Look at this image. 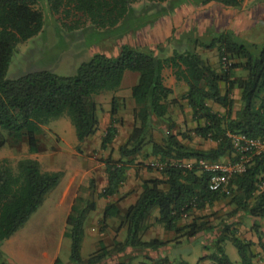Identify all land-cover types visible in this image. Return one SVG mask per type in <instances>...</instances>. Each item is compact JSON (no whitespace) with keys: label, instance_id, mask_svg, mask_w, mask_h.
<instances>
[{"label":"trees","instance_id":"16d2710c","mask_svg":"<svg viewBox=\"0 0 264 264\" xmlns=\"http://www.w3.org/2000/svg\"><path fill=\"white\" fill-rule=\"evenodd\" d=\"M39 1L0 0V148L11 137L17 141L27 140L30 151L38 152L37 133L51 120L64 115L70 117L79 141H84L98 129L95 95L104 91H117L127 70L140 74L138 84L132 88L137 104L134 110L136 124L120 148L122 158L115 160L109 157L105 161L108 184L99 197L117 192L126 179L127 170L134 163V157L141 154L146 145L151 146L146 156H154L162 161L188 158L221 161L232 153L233 161L236 153L229 133L264 137V45L241 43L230 31L218 32L210 41H190L195 46L218 48L222 65L220 72L191 49L175 51L170 57L160 58L153 51L126 44L117 57L95 53L80 64L74 75H59L53 70L41 69L9 78V67L18 44L44 30L45 18L37 6ZM47 1L52 13L75 12L88 19L95 29L110 30L125 23L132 26L141 15L142 20L137 26L147 25L157 17L145 20L143 16H149L153 10L156 13L158 8H163L159 5L174 0H145L148 3L140 8L139 13L134 5L138 0ZM212 1L228 8L239 7L243 2L200 0V4ZM167 12L164 9L159 16ZM166 66L173 67L177 78L184 79L189 85L184 98L188 100L193 117L198 122L192 132L214 140L217 143L215 148L196 149L184 144L178 134L171 133L175 123L168 115V98L172 90L163 82L162 71ZM237 68L247 71V75L237 77ZM222 82L226 84L224 93L220 87ZM236 88L241 90L242 107L233 118V92ZM208 100L224 107L226 114L220 115L214 111L207 104ZM117 104L114 98L113 115L118 114ZM154 117L164 119L169 127L161 142L153 138ZM201 120H204V124H200ZM116 133L117 127L112 124L102 139V148L110 145ZM182 137L190 139L186 133ZM198 171L196 165L192 168L167 165L162 171L166 179L144 180L138 199L127 207L124 215L117 202L109 203L100 220L101 230L105 231L110 219L119 217V229L126 227V236L122 241L115 236L111 245L101 240L99 249L86 261L81 255L84 226L97 204L89 199L77 198L75 201L83 204L78 206L74 203L67 217L71 260L76 264H107L108 260L121 255L122 260L111 264H133L132 259L136 257L133 253L145 249L159 250L171 241L181 243L182 238L195 237L200 232L210 233L222 227L223 235L214 243L212 252L201 259H209L211 264H234L224 248V243L230 241L237 248L242 264H254L257 257L255 242L241 238L237 224L230 220L241 212L264 219V150L252 156L244 172L232 175L224 190H211L209 175ZM62 176L61 172L43 171L40 163L34 159H21L16 168L8 160H0V264H10L1 248L3 242L24 226L43 204L48 193L59 185ZM162 185L167 188H162ZM222 201L233 209L227 213V219H221L218 224L208 219L214 213L205 216L195 213L196 210L215 207ZM154 210L158 211L154 224H161L165 230L176 233L174 239H145V232L153 225L150 221ZM255 227L259 225L255 224ZM258 237L264 249L261 234ZM206 248L210 249L209 246ZM145 257L152 264L170 263L168 257ZM54 264H61L60 259H56ZM175 264L190 263L178 259Z\"/></svg>","mask_w":264,"mask_h":264},{"label":"rangeland","instance_id":"374dc122","mask_svg":"<svg viewBox=\"0 0 264 264\" xmlns=\"http://www.w3.org/2000/svg\"><path fill=\"white\" fill-rule=\"evenodd\" d=\"M250 1L247 0L245 5L250 4ZM147 3L145 0L136 1L134 5L137 8V13ZM37 6L44 14V30L33 38L18 44L9 67V78H15L28 71L48 66L47 62L55 61L56 69L54 72L59 75H74L77 73L80 64L92 57L91 53H103L110 57H117L126 44L144 50L129 42L133 29L142 20V15L137 21H134L132 26L125 23L118 28L103 30L95 29L88 19L75 12L69 14L64 11L52 13L47 0H40ZM162 6L163 8H158L156 13V10H153L149 16H143V19L154 20L157 17L155 20H158L160 17L163 18V15L159 16V13H162L164 9L170 11L184 9L185 13L193 10L195 13L202 7L200 0H174L158 7ZM154 21L148 22L147 26L155 24ZM217 33L212 32L205 37L206 39L209 37L210 41ZM139 79V72L127 70L124 73L119 91H104L95 95L97 114L100 115L103 110L108 108L112 113L114 98L118 103V112L124 106L128 108L129 105L135 104L132 88L138 84ZM36 136L39 144L38 152L32 153L30 151L27 140L17 141L9 137L5 146L0 148V160H8L14 168L21 159L37 160L43 171L61 172L63 174L61 183L48 193L43 204L12 236L11 240L3 242V247L5 246L4 249L16 264H54L56 259H60L61 264H76L71 260V238L67 225V217L71 212L69 206L72 200L69 199L62 203L60 196L63 192H69L72 184V187L76 186L77 189V197L73 204L76 203L78 206L83 204L81 201L76 202L77 198L89 199L97 203L98 195L102 193H100L101 180L98 179V168L97 170L96 168L93 170V168L97 166L96 161L101 160L98 156L101 154L100 151H91L88 146L84 147L81 144L82 141L77 138L75 127L68 115L51 120L42 127ZM102 203L103 200L100 201V204ZM123 204L122 202V206ZM232 209V206L222 201L217 203L215 207L199 211L197 216L214 213L208 219L211 223L218 224L221 219L226 218L227 213ZM98 213H102L100 208L91 212L85 222V235L81 249L84 261L99 249L101 240L111 245L115 236L120 241L124 240L126 236V233L119 235L115 231L117 229L115 226H111L107 232L102 231L101 219L95 217ZM230 221L245 227L248 225V221L241 215L231 217ZM117 223L118 221L114 225ZM239 234L246 236L240 232ZM168 236L163 237L155 234L150 237L145 236V239L163 238L166 240ZM170 237L175 238L176 233H172ZM217 239L219 238L212 232L207 234L200 232L193 238H182L181 243L169 242L165 245V255L162 256L170 259L176 258V261L184 259L190 264H201L204 261L201 259L204 250L211 253ZM224 245L231 261L234 264H242L237 248L230 241L225 242ZM205 246H209L210 249ZM145 255L140 254V256L134 257L133 263L152 264Z\"/></svg>","mask_w":264,"mask_h":264},{"label":"crops","instance_id":"0c3cea01","mask_svg":"<svg viewBox=\"0 0 264 264\" xmlns=\"http://www.w3.org/2000/svg\"><path fill=\"white\" fill-rule=\"evenodd\" d=\"M246 1L247 0H243L242 4L239 7L234 8H228L219 2L212 1L205 5H202V7H200L199 10L195 13H193V10H190L186 13L184 9H175L172 11L168 10L166 15H163V18L160 17V19L155 21V24H149L148 26H136V28L133 29L132 36L129 42L133 45L143 48L145 51H153L154 54L160 58L170 57L174 54L175 51L182 52L191 49L196 51L203 59L209 61L210 64L218 72H220L222 69V65L218 48H205L201 46H195L190 41L193 39L209 41L210 38L208 37V39H206L205 36H209L212 32L230 31L241 43L249 46L253 44L264 45V0H251L250 4H248L247 6L245 5ZM242 36L244 37L242 38L243 40L240 38ZM90 55L93 56L94 53H91ZM47 63L48 66L41 67L36 70L50 69L55 71L56 61ZM235 74L237 77H245L247 75V71L243 70L242 68H237L235 69ZM162 76L164 85L172 90V93L168 98V115L170 119L175 123V126L171 129V133L178 134L180 140L184 144H187L196 149L208 150L215 148L217 146V143L214 140L200 137L192 132V130L197 127L198 122L193 117V109L190 106L188 100L184 98L189 90L188 83L184 79H178L175 69L171 66H166L163 69ZM120 87L119 89H121ZM220 87L221 91L224 93L226 90V84L222 82L220 83ZM119 89L117 91H119ZM233 98L234 109L232 117L235 118L242 107L240 89L236 88L234 90ZM207 104L220 115L226 114L225 108L214 102L213 100H208ZM136 107V102L135 104L129 105L128 108L127 106H124V108L121 109L116 115H113L109 108L103 110L100 115L97 114L98 129L96 133L81 142L84 147L88 146L91 151H100L101 155L98 156L101 160L96 161L97 166L93 168V170H95V168L96 170L97 168L99 170L98 179L101 180L100 193L108 184V175L106 172L105 161L109 157H112L115 160H120L122 158L120 154V148L125 144L136 124V120L134 117V110ZM153 123V138L155 141L161 142L164 135L169 131L168 124L164 119H156L155 117ZM112 124H115V126L117 127L116 136L107 148H102V139L107 129ZM200 124H204V120H201ZM184 133L190 136V139L183 138L182 134ZM150 151L151 146L146 145L144 151L134 157V163L131 164V167L126 172V179L124 180V182H122L114 195L107 197L98 196L96 210H99L100 208L102 210V213H98L95 217H97L99 220L102 219L105 207L109 203L114 202H117L121 209L122 215H124L127 207L131 205L129 203L133 204L138 199L142 191V183L144 180L152 178L166 179V176L162 171L153 169L151 167L149 168V162L158 159L154 156H146L150 153ZM231 155H233V153ZM231 155L225 156L221 160V162L232 161ZM182 162L187 165H194L196 159L188 158L182 160ZM198 173H201V171H198ZM72 186L73 185L71 184L69 192H63L60 196V201L62 203L67 202L69 199L72 200L71 205L69 206V211L73 206L74 199L77 197L76 186ZM162 188L165 189L167 188V186L162 185ZM101 200H103L102 204H100ZM122 202L124 203L123 206ZM199 211L201 210H196L195 213L199 214ZM157 215L158 211L154 210L153 218L150 221V223H153V225H151L145 232V236L150 237L152 235L158 234L160 236L166 237V235H169L166 240H172L170 236L174 232L165 230L161 224H154L155 217ZM238 215L244 216L245 220L248 221V225L246 227L242 224L236 226L238 229V235L243 239L252 240L253 242H255L254 249L257 253V257L254 259V264H264V249L262 246H260L258 237L259 234H261V241L264 245V219L254 218L251 215L242 212ZM114 219L115 218H112L108 221L109 225L104 232H107L111 228V226H115L117 228L115 231L118 232L119 235H123V233H126V227H122L119 229L120 218L116 217V220L118 221L116 225L114 224L117 221ZM255 224H258L259 227L256 228ZM244 230L245 232H243ZM239 232L246 236H241ZM212 233L220 238L223 235L222 227L215 228ZM11 238L12 236L7 240L10 241ZM159 239L165 240L163 238ZM4 247L2 244L1 248L6 254L10 264H16L14 260H12V257L9 256L8 252L4 249ZM164 248L165 246L161 247L159 250L146 249L143 252L138 251L136 253H133V255L140 256V254H146L152 258H156L162 256L165 253ZM209 254L210 253L207 250H204L203 257ZM122 258L123 257L121 255H117V257L112 258V260H108L106 263H115L118 262V260H122ZM175 259L169 258L170 264H174L176 261ZM201 264H211V261L209 259H204Z\"/></svg>","mask_w":264,"mask_h":264},{"label":"built area","instance_id":"2783aa9c","mask_svg":"<svg viewBox=\"0 0 264 264\" xmlns=\"http://www.w3.org/2000/svg\"><path fill=\"white\" fill-rule=\"evenodd\" d=\"M226 59H224L225 63ZM264 114V106L262 109ZM234 145L236 159L229 162L208 161L206 159L196 160L195 164H184L178 160L155 159L148 166L163 171L167 165H177L184 168L198 166L199 171L209 175V188L211 190H224L232 175L242 173L246 170L252 156L264 150V137H249L242 133H229Z\"/></svg>","mask_w":264,"mask_h":264}]
</instances>
